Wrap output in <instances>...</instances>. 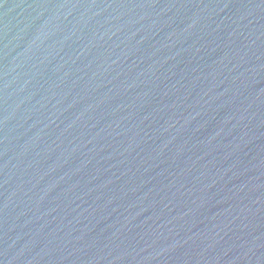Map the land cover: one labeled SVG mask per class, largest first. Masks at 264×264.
Segmentation results:
<instances>
[{
    "label": "water",
    "instance_id": "95a60500",
    "mask_svg": "<svg viewBox=\"0 0 264 264\" xmlns=\"http://www.w3.org/2000/svg\"><path fill=\"white\" fill-rule=\"evenodd\" d=\"M0 264H264V0H0Z\"/></svg>",
    "mask_w": 264,
    "mask_h": 264
}]
</instances>
